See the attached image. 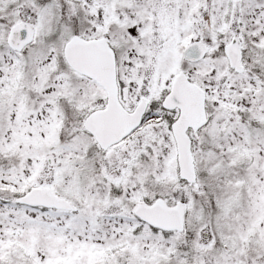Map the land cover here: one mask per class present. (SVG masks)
<instances>
[{"label": "snow or ice", "instance_id": "6c2138e0", "mask_svg": "<svg viewBox=\"0 0 264 264\" xmlns=\"http://www.w3.org/2000/svg\"><path fill=\"white\" fill-rule=\"evenodd\" d=\"M0 264H264V0H0Z\"/></svg>", "mask_w": 264, "mask_h": 264}]
</instances>
